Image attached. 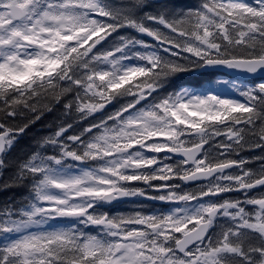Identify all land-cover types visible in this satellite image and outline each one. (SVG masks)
Here are the masks:
<instances>
[{
    "label": "snow or ice",
    "instance_id": "snow-or-ice-1",
    "mask_svg": "<svg viewBox=\"0 0 264 264\" xmlns=\"http://www.w3.org/2000/svg\"><path fill=\"white\" fill-rule=\"evenodd\" d=\"M0 264H264V0H0Z\"/></svg>",
    "mask_w": 264,
    "mask_h": 264
}]
</instances>
